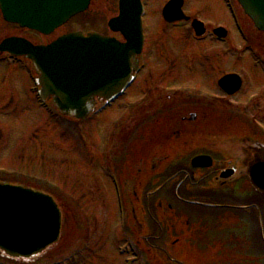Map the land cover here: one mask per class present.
I'll list each match as a JSON object with an SVG mask.
<instances>
[{"label": "rangeland", "instance_id": "rangeland-1", "mask_svg": "<svg viewBox=\"0 0 264 264\" xmlns=\"http://www.w3.org/2000/svg\"><path fill=\"white\" fill-rule=\"evenodd\" d=\"M118 1L92 0L84 14L50 36L15 27L6 30L35 44L49 43L78 30L114 36L107 24L118 15ZM144 1L149 39L144 50L147 68L124 98L99 115L79 122L40 107L31 92L30 63L0 64V167L27 174L23 177L14 173L12 179L48 191L63 203L66 214L63 238L66 241L61 250L51 256L63 254L62 250L75 244L90 243L98 257L96 264H126L138 260L137 264L166 263L161 253H153L155 258L151 263L145 247H140V255L130 254L137 252L135 247L130 248V239L135 245L137 239L151 236L155 239L153 245L158 242L161 245L167 239L185 238L183 253L191 257H181L183 264H264V200L246 190L243 181L237 182L232 191H219L213 189V185L207 186L206 182L191 189L190 176L183 180L175 177L173 184L166 186L164 193H159L163 186V179H158L159 171L139 180L141 174L137 175L140 173L137 171L146 170L153 155H163L164 151L144 148L149 135L146 129L137 128L136 118L140 116L144 121L159 108L158 105L163 107L164 102L160 100L170 94L166 89L175 85L194 87L192 92L196 95L197 88H211V82H208L211 78L204 79L207 70L198 67L196 59L211 54L215 47L210 44V38L205 43H196L188 27L167 25L161 13L168 0ZM229 2L186 0L185 9L189 16L197 15L209 30L226 28L233 45L246 46L238 31L240 19L234 8L229 7ZM242 18L256 42L264 41L251 21L246 16ZM0 33H3L1 25ZM259 45L264 46L260 42ZM241 57L248 55L241 54ZM228 69L225 68L226 72ZM163 127L164 124L159 129ZM175 148L171 145L169 154L177 158L180 166L176 164L168 169L163 175L166 179L168 175H177L180 168L189 171L185 165L191 156H184ZM198 176L196 174L193 179L196 181ZM177 180L181 185L174 188ZM142 182L143 186L149 184L150 189L157 190L146 205L133 199L134 184ZM174 189L177 196L173 195ZM158 202L167 203V208L164 204L163 209H158ZM136 206L140 208L137 219L147 228L148 237L147 234L140 235L134 226ZM145 206L151 207L146 209L152 214L151 222L145 215ZM189 241L196 245L201 243L199 252L187 246ZM47 261L44 258L42 263ZM0 264L5 263L0 259Z\"/></svg>", "mask_w": 264, "mask_h": 264}, {"label": "water", "instance_id": "water-1", "mask_svg": "<svg viewBox=\"0 0 264 264\" xmlns=\"http://www.w3.org/2000/svg\"><path fill=\"white\" fill-rule=\"evenodd\" d=\"M91 0H0L4 19L22 28L51 35L72 17L88 9ZM257 28L264 32V0H238ZM184 0H172L163 10L169 23L189 21ZM119 17L109 27L121 33L125 43L97 34L66 35L48 46H34L23 39H8L1 52L24 56L34 63L43 99L52 98L62 115L86 119L95 109L96 98L111 102L129 86L142 53L144 35L140 0H121ZM197 36L203 25L194 21ZM220 37L225 32L215 31ZM199 161L202 164L199 165ZM209 158L194 160L193 167H209ZM233 172H225L230 179ZM254 189L264 195V164L245 172ZM61 206L43 192L0 183V255L32 261L60 240Z\"/></svg>", "mask_w": 264, "mask_h": 264}, {"label": "flooded vegetation", "instance_id": "flooded-vegetation-1", "mask_svg": "<svg viewBox=\"0 0 264 264\" xmlns=\"http://www.w3.org/2000/svg\"><path fill=\"white\" fill-rule=\"evenodd\" d=\"M0 25L3 32L0 33V45L9 38H25L6 30L18 27L6 23L1 12ZM256 32L264 40V34ZM259 42L264 45V41L256 42V38L250 33L252 50L246 52L248 57L240 60L236 59L241 57L235 51L237 48L220 47L217 43L208 57L211 62H202L198 65L207 70L204 79L211 78V81L208 80L211 82V88L208 90L197 88L199 94L195 96H185L180 89H166L170 94L164 100H160L164 102L163 107L158 105L159 108L151 112L144 121L139 118L140 116L134 117L137 128L146 129L149 135L144 148L164 151L163 155H153V159L149 161L152 167L171 165L173 160L169 152L172 145L173 148L176 147L175 150H193L199 156L211 157L213 167L206 170L208 171L206 180H212L221 191H232L234 185L233 182L229 183L230 181L227 184L221 177L224 171L233 170L238 182L249 183L248 177L243 175L248 167L258 163L264 164V46L259 45ZM12 59L9 54L0 52V64L9 63ZM225 68H229L227 72ZM227 76H233L232 80L221 84V80ZM3 81L5 83L6 80L3 78ZM184 88L190 90L194 87ZM1 97L6 98L4 95ZM162 124L164 127L161 130L159 127ZM138 172L147 175L148 169L146 173L143 170ZM12 178L10 171L0 167L1 183H19ZM64 226L65 224L63 228ZM63 241L66 240L61 239L59 245L52 251L53 254L61 250L64 246ZM146 242L150 243L151 240L146 239ZM62 253L55 257L47 254L44 257L48 260L45 264H96L98 258L90 243L75 244L65 251L62 250ZM44 258L29 263L0 256L5 264H42Z\"/></svg>", "mask_w": 264, "mask_h": 264}]
</instances>
